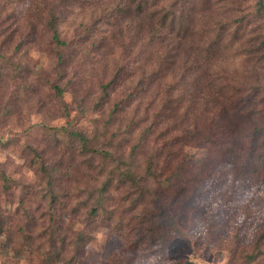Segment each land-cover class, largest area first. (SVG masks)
Wrapping results in <instances>:
<instances>
[{
	"label": "rangeland",
	"instance_id": "1",
	"mask_svg": "<svg viewBox=\"0 0 264 264\" xmlns=\"http://www.w3.org/2000/svg\"><path fill=\"white\" fill-rule=\"evenodd\" d=\"M128 6L0 0V170L9 177L5 184L0 175V264H264V255L248 256L264 232L263 184L237 179L205 144L197 127L207 133L216 110L198 115L196 74L184 59L171 67L165 31L141 26ZM159 8L192 15L199 46L222 31L212 70L227 78L232 100L253 94L264 107L258 0H162ZM51 14L66 45L53 40ZM127 169L150 189L141 202ZM184 185L190 209L185 194L178 199ZM163 205L182 234L136 244L153 227L140 220H160Z\"/></svg>",
	"mask_w": 264,
	"mask_h": 264
},
{
	"label": "trees",
	"instance_id": "2",
	"mask_svg": "<svg viewBox=\"0 0 264 264\" xmlns=\"http://www.w3.org/2000/svg\"><path fill=\"white\" fill-rule=\"evenodd\" d=\"M162 0H131L135 7L128 6V13H135L136 17L141 20L140 25L145 23L149 30L155 35L163 29L166 37L163 41H168L170 46L169 60L171 67L177 66L179 59H184L188 62L185 70L188 74L195 73L196 94L193 99L194 105H197L200 116L205 115L212 105V112L216 110V115L211 119V124L208 125V132L205 133V128H198L197 133L204 139L205 144L215 146L228 159L233 167L234 174L237 179L258 180L264 186V107H258L260 104L255 96L244 95L243 97L232 100L228 93L227 78L212 70L215 60L221 54L219 44L223 39V32H218L214 38L207 36V45L199 46L196 41V32L193 24L195 19L192 15L183 12L180 16L171 13L169 10L163 12L159 8ZM258 14L255 16L264 17V0H258ZM254 16V18H256ZM58 16L51 14L47 24L53 32V40L58 45H66V42L60 38V32L56 20ZM243 21V20H242ZM242 21L240 24H242ZM178 23V24H177ZM226 31L225 28H222ZM221 29V30H222ZM210 29L202 30L204 34H208ZM210 35V34H209ZM202 42V41H201ZM184 76L185 73H184ZM257 101H256V100ZM73 135L80 137L85 147L89 142L88 137L81 132L74 131ZM99 152V151H98ZM104 159L110 158L113 161L120 160L119 157L108 151L101 152ZM148 169L151 175L153 171V161L148 162ZM47 167L43 164L40 168L41 172H45ZM0 175L8 183L9 177L0 170ZM201 175H204L203 173ZM125 176L140 188L137 202H141L143 198L149 194L148 188H145L141 181L142 175H137L132 169L125 171ZM203 181V178H201ZM104 187L99 189V198L95 202V206L91 209L90 214L96 216L99 208L102 205V196L104 195ZM165 195V193H162ZM184 195V207L190 209L191 202L194 201V195L188 194V187L182 186L178 192V199ZM176 199L171 201L174 203ZM160 220H155L148 215L143 216L140 220L141 224L151 222L153 227L148 232L143 233L136 244H141L148 240L149 243L160 245L159 242L169 243L174 236L182 234V229L175 223V215L169 213L166 206H160ZM161 231L162 235L149 236L151 231ZM160 235V236H159ZM253 253L248 256L252 260H256L264 255V232L259 234L255 239Z\"/></svg>",
	"mask_w": 264,
	"mask_h": 264
}]
</instances>
